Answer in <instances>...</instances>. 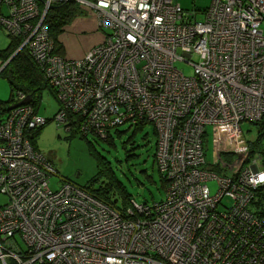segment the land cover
<instances>
[{
  "label": "built area",
  "instance_id": "2783aa9c",
  "mask_svg": "<svg viewBox=\"0 0 264 264\" xmlns=\"http://www.w3.org/2000/svg\"><path fill=\"white\" fill-rule=\"evenodd\" d=\"M0 1L10 9L0 24L55 90L54 119L102 137L148 122L168 182L164 200L133 199L124 214L69 182L52 189L31 143L47 119L31 101L8 109L26 99L17 91L0 115V264H264V165L241 128L264 116V0L190 13L175 0H72L104 33L77 58L54 51L45 17L56 0Z\"/></svg>",
  "mask_w": 264,
  "mask_h": 264
},
{
  "label": "rangeland",
  "instance_id": "374dc122",
  "mask_svg": "<svg viewBox=\"0 0 264 264\" xmlns=\"http://www.w3.org/2000/svg\"><path fill=\"white\" fill-rule=\"evenodd\" d=\"M187 11L198 12L206 9L211 0H175ZM84 11L87 9L85 7ZM81 10V9H80ZM94 12L86 11L85 16H93ZM197 19L202 16L197 15ZM97 24V23H96ZM81 25L76 29L67 26L59 36V45L67 50L68 48L80 49L83 47L81 37L87 32H81ZM103 34V33H102ZM12 39L0 26V49L8 47ZM23 40L20 39L15 52L24 50ZM195 59V58H194ZM10 58L3 63V67L9 63ZM7 66V65H6ZM5 66V67H6ZM13 66V65H12ZM175 66L184 75H192L193 67L186 62L177 61ZM5 72L0 74V101L9 102L14 93L10 90ZM35 89V86H33ZM33 96L34 106L38 115L47 119L46 123L35 133L32 142L33 147L47 158L53 168V173L48 177L52 189H57L63 182H71L79 187H97L99 182L106 176L103 163L110 166L119 183H121L130 196L137 203L159 202L165 197V183L154 163L156 134L151 124H146L141 129L129 128L128 124L118 125L110 130L109 140L100 139L94 134H87L81 137L74 131H67L63 125L55 119L60 104L51 88L40 86ZM242 128V125H241ZM116 129L121 131L117 134ZM245 134L242 137L247 139L256 137L257 128L248 122L243 123ZM206 135L203 140L204 155L207 161H212L213 136L212 128L205 126ZM246 135V137H245ZM131 138L132 140H129ZM129 141V142H128ZM248 143V142H247ZM217 147V138L216 145ZM225 147V145H222ZM249 146V144H248ZM249 148V147H248ZM234 153V152H232ZM264 136L261 139L258 151L252 153L261 156L263 163ZM127 154H133L127 157ZM249 151V155H252ZM236 160V159H235ZM241 170V169H240ZM239 170V171H240ZM212 193L216 192L217 184L214 180L207 182ZM6 202V197L0 194V205Z\"/></svg>",
  "mask_w": 264,
  "mask_h": 264
},
{
  "label": "trees",
  "instance_id": "16d2710c",
  "mask_svg": "<svg viewBox=\"0 0 264 264\" xmlns=\"http://www.w3.org/2000/svg\"><path fill=\"white\" fill-rule=\"evenodd\" d=\"M83 7L84 6L77 3L76 1L56 0L52 4V8H50L48 12L46 13L45 26L50 36L53 39V44L55 47L54 51L57 52L58 54L64 55L62 48L59 45L60 43L58 40L59 36L66 29V27L72 23V21L77 16H81L82 14L85 13ZM9 11L10 9L7 3L5 1H0V12L2 13V15L9 16ZM192 12H198V11L193 10ZM0 26L7 33V35L12 39V42L8 47L4 49H0V65H3V63L8 59V57L10 58L9 63L6 64L7 66L5 65L6 67L5 66L3 67L0 74L3 75L5 72H7L6 78L8 80L10 90L12 91V93H14L15 95L17 91H22L27 95H31L32 97L31 104L33 106L35 104L33 96L37 94L36 91L40 89L41 85L51 88L55 95L54 88L51 87L47 83V80L45 79L43 74L40 72L37 65L34 63L33 57L30 55L29 51L25 48V50L20 51V53L18 52L14 53L16 46H18V42L20 38L14 37L10 32L8 33L1 24ZM33 86H35V89L33 88ZM9 103L10 101L9 102L0 101V115H4L6 113V109ZM77 119H78L77 117L69 116L68 119L65 121L66 123H59V122L58 123L63 125V127H65L67 131H74L78 133L81 137H86L87 134L91 133V134L96 135L98 138L105 139V140H109V137H111L110 130L112 128H117L116 126L112 127L110 130L106 131V136L102 137L95 131L81 130L79 127V121ZM246 122L255 125L257 128L256 137L254 139L249 140L246 138L249 144V151L252 154L258 151L259 145L261 144V139L264 136V116L258 121H246ZM243 123H245V121ZM243 123L241 124L242 128H243ZM126 124H128L129 128L134 127V129H141L143 126L149 123L142 121L141 123L128 122ZM41 127L42 126H39L38 128L32 131L31 143L34 140L35 133H37V131ZM116 133L119 134L121 133V131L116 129ZM243 133L245 134L244 129H243ZM154 134H156V142H155V152L153 155V159L165 183V190H166V187L168 186V182L166 180L165 175L159 170L157 166V161H156L157 132L155 129H154ZM129 140H132V139L129 138ZM132 156L134 155L127 154V157H132ZM263 156H264V153H263ZM103 165L105 167L104 173H106L105 179L103 178L99 182L98 186L95 188L94 187H80V188H83L88 193L95 196L97 199L101 200L102 202L109 205L113 209L118 210L119 212L124 214V211L126 210V208L132 205L131 201H133V198L126 191L125 187L121 183L118 182L115 174L110 169V166L109 165L106 166L105 163H103ZM263 165H264V158H263ZM51 174L52 173L47 174L48 177ZM63 183H66V182H63ZM144 204H148V203L144 202Z\"/></svg>",
  "mask_w": 264,
  "mask_h": 264
},
{
  "label": "crops",
  "instance_id": "0c3cea01",
  "mask_svg": "<svg viewBox=\"0 0 264 264\" xmlns=\"http://www.w3.org/2000/svg\"><path fill=\"white\" fill-rule=\"evenodd\" d=\"M79 25H81L82 27V29L80 30L81 32L88 33L87 35L80 38L84 46L81 47L80 49H73L72 47L65 50L62 48L63 54L71 58H77L82 56L83 53L86 52L90 47L100 43L103 40V36H104V33L102 34V30L97 27V24L95 23V19L91 15H89L88 17L85 16L84 14H82L81 16H77L69 25V27L77 30V27ZM27 96L31 97V95L26 94V98ZM30 101H32V97Z\"/></svg>",
  "mask_w": 264,
  "mask_h": 264
},
{
  "label": "water",
  "instance_id": "95a60500",
  "mask_svg": "<svg viewBox=\"0 0 264 264\" xmlns=\"http://www.w3.org/2000/svg\"><path fill=\"white\" fill-rule=\"evenodd\" d=\"M14 53H16V52H14ZM30 100H31V97H30V96H27L26 99H24V100H22V101H19L18 103H15V104L9 106L8 109L13 108L14 106H16V105H18V104L29 103Z\"/></svg>",
  "mask_w": 264,
  "mask_h": 264
},
{
  "label": "flooded vegetation",
  "instance_id": "af4514ba",
  "mask_svg": "<svg viewBox=\"0 0 264 264\" xmlns=\"http://www.w3.org/2000/svg\"><path fill=\"white\" fill-rule=\"evenodd\" d=\"M45 158V157H44ZM49 163H50V161L47 159V158H45ZM50 165H51V163H50ZM53 173V172H52Z\"/></svg>",
  "mask_w": 264,
  "mask_h": 264
}]
</instances>
